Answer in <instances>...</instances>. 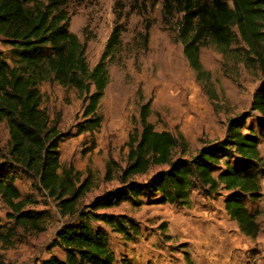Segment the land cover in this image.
I'll return each mask as SVG.
<instances>
[{"label": "trees", "instance_id": "trees-1", "mask_svg": "<svg viewBox=\"0 0 264 264\" xmlns=\"http://www.w3.org/2000/svg\"><path fill=\"white\" fill-rule=\"evenodd\" d=\"M68 1L0 0V38L17 59L16 66H9L0 58V125H5L8 135L5 154L0 157V199L10 222L7 230H0V250L12 246L18 231L28 235L46 229L45 216L27 209L36 202L31 196L22 197L14 184L19 174L42 197L54 201L62 218L72 221L61 226L50 243L63 258L50 256L40 264H114L106 237L91 223L101 221L126 239L132 224L124 216L98 211L153 196L158 198L157 204L186 207L195 187L207 196L227 193L225 213L244 236L255 239L259 233L256 216L246 209L243 198L255 202L261 197L264 162L258 134H264V84L253 94L250 111L227 122L221 140L205 144L188 158L183 157L187 149L183 137L156 132L148 122L149 101L140 105V130L128 138L125 167L121 169L113 161L105 167L104 179L117 178L120 187L84 203L94 181L91 175L83 178L71 166L60 165L59 145L68 135L41 108L38 86L52 82L86 96L75 133L98 130L102 121L98 103L108 83L106 61L119 46L120 29H113L98 63L88 69L84 46L67 29L64 6ZM163 9L179 15L177 36L197 80L209 81L199 61L200 49L212 44L225 55L236 37L243 46L240 62L247 68L264 67V0H164ZM137 95L142 97L140 91ZM249 113H257L258 134L252 129L243 132ZM176 151L179 156L175 158ZM230 160L237 165L230 167ZM159 166L165 169L148 180H134ZM0 264H6L1 256ZM121 264L132 263L122 260Z\"/></svg>", "mask_w": 264, "mask_h": 264}, {"label": "rangeland", "instance_id": "rangeland-1", "mask_svg": "<svg viewBox=\"0 0 264 264\" xmlns=\"http://www.w3.org/2000/svg\"><path fill=\"white\" fill-rule=\"evenodd\" d=\"M164 0H69L64 10L67 29L84 46L88 69L99 61L106 42L115 27L120 29L119 46L106 61L108 83L98 103L100 127L92 134L76 135L75 126L82 121L87 97L72 88L43 82L38 90L41 108L57 121L60 132L68 136L59 145V163L91 175L94 185L84 198H93L120 187L117 178L104 179L105 167L113 161L126 165L129 136L140 130L139 107L149 101L148 122L156 132L181 135L187 144L184 158L194 155L205 144L221 140L230 119L250 111L255 91L264 84V67H245L240 62L243 46L235 38L230 51L222 55L207 44L199 51V61L209 81L197 80L189 67L177 36L179 15L165 13ZM0 58L9 66L17 59L0 38ZM142 97H138V92ZM92 92V91H91ZM244 133L256 128L257 113H249ZM259 152L264 162V134L259 135ZM7 130L0 125V157L5 154ZM179 151L175 152V158ZM0 158V164H1ZM229 166L237 165L230 160ZM164 166L151 167L144 182ZM223 169V167H221ZM14 184L20 195L31 196L36 204L28 210L42 213L46 229L40 234L17 232L12 246L0 250L6 264H40L50 256L59 259L63 253L50 247L55 232L72 221L62 218L54 201L42 197L22 175ZM258 201L243 198L246 209L256 216L259 233L255 239L244 236L224 211L228 194L219 191L205 195L192 188L186 207L157 204L158 198L139 197L123 202L98 214L124 216L132 229L128 238L113 233L103 222L91 223L107 239L114 264H264V167L260 175ZM8 212L0 199V230L10 227Z\"/></svg>", "mask_w": 264, "mask_h": 264}]
</instances>
